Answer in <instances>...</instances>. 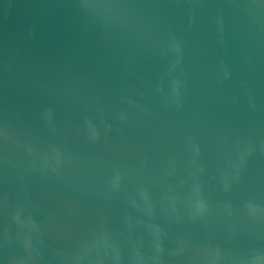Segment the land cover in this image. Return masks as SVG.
<instances>
[{
    "label": "water",
    "instance_id": "obj_1",
    "mask_svg": "<svg viewBox=\"0 0 264 264\" xmlns=\"http://www.w3.org/2000/svg\"><path fill=\"white\" fill-rule=\"evenodd\" d=\"M0 264H264V0H0Z\"/></svg>",
    "mask_w": 264,
    "mask_h": 264
}]
</instances>
